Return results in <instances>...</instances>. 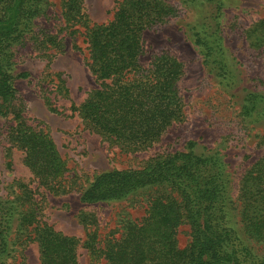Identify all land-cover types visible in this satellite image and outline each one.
Returning a JSON list of instances; mask_svg holds the SVG:
<instances>
[{
    "label": "rangeland",
    "instance_id": "374dc122",
    "mask_svg": "<svg viewBox=\"0 0 264 264\" xmlns=\"http://www.w3.org/2000/svg\"><path fill=\"white\" fill-rule=\"evenodd\" d=\"M118 1L83 0L88 24L107 22ZM217 1L223 4L218 18L223 57L218 51L207 57L202 41L206 34L203 27L215 25L209 17L214 16L215 2L163 0L175 8V15L143 32V64L160 55L180 63L182 74L177 88L183 107L181 118L156 142L137 150L123 149L95 133L72 112L71 105L81 103L96 84L86 66L81 32L70 33L65 26L62 0L47 1L46 11L35 20L33 31L10 48L16 88L13 112H18L33 130L51 138L65 171L57 190L40 184L24 164L23 150L11 137L16 122L13 114L0 117V202H9L7 206L12 205L16 212L7 236L8 255L0 264H40L31 230L36 222L77 238L76 264H91L96 257L89 253L85 241L118 236L125 222H139L156 191L148 187L116 201L84 203L80 200L82 190L99 173L143 167L186 151L191 142L196 152L223 156L231 172V188L224 199L229 224L255 255L264 257V242L242 231L240 215L242 178L264 152L263 122L250 123L240 114L248 91L264 93V51L254 47L248 36L264 19V0ZM48 35L57 36L54 43L47 42ZM29 212H33L32 225L23 223ZM83 215L90 221L83 222ZM176 240L179 248L188 245L187 224L178 227Z\"/></svg>",
    "mask_w": 264,
    "mask_h": 264
},
{
    "label": "trees",
    "instance_id": "16d2710c",
    "mask_svg": "<svg viewBox=\"0 0 264 264\" xmlns=\"http://www.w3.org/2000/svg\"><path fill=\"white\" fill-rule=\"evenodd\" d=\"M47 1L0 0V117L13 114L16 122L11 137L24 152V164L40 184L57 190L65 167L53 141L13 112L16 88L10 48L33 31L35 20L46 11ZM187 1L217 4L214 16H209L215 25L203 27L209 33L205 30L201 36L207 57L217 55V51L223 57L218 21L223 4L217 0ZM82 2L62 0L63 17L70 33L81 32L83 36L86 66L96 86L81 103L71 105V110L86 127L123 149L145 148L182 115L177 88L182 74L180 63L167 55L155 56L147 64L140 60L143 32L174 16L175 8L163 0H119L107 22L89 25ZM248 36L254 47L264 51V19ZM56 37L48 35L47 42L54 43ZM240 114L250 123L264 125V93L248 91ZM194 146L191 142L186 151L140 168L99 173L82 190L80 200L84 203L116 201L148 187L156 191L139 222H125L118 236L85 241L89 253L96 257L91 264H264V257L255 255L240 240L227 219L224 199L231 188V172L226 161L218 152H196ZM240 195L242 231L264 242V152L246 170ZM0 204L1 263L8 255L7 236L16 212L12 205L7 206L9 202ZM32 216L33 212L27 213L23 223L32 225ZM87 218L83 215L82 221L87 223ZM182 224L190 230L185 248H179L176 240ZM31 230L40 264L77 263V238L37 222Z\"/></svg>",
    "mask_w": 264,
    "mask_h": 264
}]
</instances>
